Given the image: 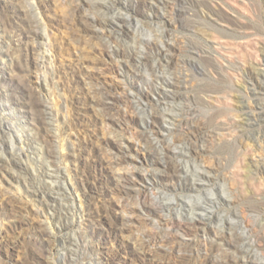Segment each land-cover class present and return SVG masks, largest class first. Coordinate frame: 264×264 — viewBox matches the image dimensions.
Returning <instances> with one entry per match:
<instances>
[{
	"label": "rangeland",
	"instance_id": "1",
	"mask_svg": "<svg viewBox=\"0 0 264 264\" xmlns=\"http://www.w3.org/2000/svg\"><path fill=\"white\" fill-rule=\"evenodd\" d=\"M151 1L0 0V264H174L138 236L184 216L183 207L139 208L210 189L230 201L208 203L196 225L245 231L241 247L261 235L264 214L251 208L264 193V136L240 119L243 105L264 106L246 76L264 67V0ZM183 2L201 21L184 33L173 13ZM187 41L203 52L189 53ZM155 71L187 76L179 93L191 120L224 124L198 157L215 181L197 191L169 175L178 160L158 163L148 144L171 137L157 116L166 87ZM104 91L113 103L101 101ZM181 235L193 247L202 240Z\"/></svg>",
	"mask_w": 264,
	"mask_h": 264
},
{
	"label": "bare ground",
	"instance_id": "2",
	"mask_svg": "<svg viewBox=\"0 0 264 264\" xmlns=\"http://www.w3.org/2000/svg\"><path fill=\"white\" fill-rule=\"evenodd\" d=\"M164 1L166 0H159L156 2L160 5L159 7H161V5L164 7ZM186 1H188L191 6L197 5L203 8V5L198 2H194L193 0ZM180 6V8L175 9L173 12L179 30L184 33L192 31L193 28H198L201 25V21L189 13L190 8L186 7L184 2ZM108 19H110V17ZM142 42L143 38L138 37L134 39L133 43L141 45ZM186 43L189 53L195 54L203 52V47L200 45L190 41ZM216 44L221 45L219 42ZM162 45L163 44H161V46ZM158 71H155L156 73L152 72L154 74L153 79L157 83H162L166 87V90L164 88V101H162L163 103L160 109H158L157 116L161 118L163 127L171 134V137L166 139L165 142L163 139V143L161 144L157 143L158 141L154 144L152 142L148 144L152 147L151 150L158 160V163L164 165V159L166 157L178 160L179 163H174L169 167V175L174 178L185 177L186 181L189 183V192L197 191L215 181L213 168H208L203 165L198 160V157L213 139L220 136L219 130L223 129L224 124L216 122L213 119L205 121L204 123H197L191 120L189 117L191 109L186 107L184 104L185 99L179 93V88L183 87V84L187 81V76L181 72L175 75L173 72L171 73V71L168 73ZM246 76L252 81L250 92L254 94L255 91H264V67L254 68L253 72L246 71ZM201 89L207 92L217 93L206 86L201 87ZM119 96H117V98ZM96 97V100H98V95ZM115 98L116 96L113 93L105 92L102 94L101 101L111 104L115 101ZM116 103L117 102H114L115 105ZM108 104L106 106L107 108ZM111 110L113 109L111 108ZM242 111L240 127L248 131L254 130L257 135L263 134L264 136V106L256 102L253 108L243 105ZM108 113L110 112L108 111ZM110 115L111 114L107 116ZM118 116L119 119L125 118L123 113ZM145 118H150V114H147ZM225 122V124H231L232 120ZM145 141H147V139ZM260 148L261 146L258 149ZM125 157L127 156H122L121 161H126ZM126 173L130 175L126 177V180L131 181L134 174L132 172ZM155 174L156 169L148 174L142 175L145 180H150L153 176L155 177ZM206 193V196L188 202H183L179 199L164 200L161 195L154 196V201L151 203L144 202L139 209L148 214L158 213L166 209L169 210L174 206V203H176L183 207L184 216L177 213L176 219L169 218L165 220L163 226H157L151 231L140 232L141 234H138V243L140 242L142 245H147V247L151 246L153 251H167L171 255L174 264H184L188 260H192L190 264H264V219H261L262 221L259 226L261 235L259 234L260 236L258 235L259 237L257 236L258 238L256 240L253 242L251 241L253 247H241L240 243L245 240V231L238 234L231 232L230 229L220 228L218 226L204 228L196 225L197 222L201 223L208 217V203H214V199L217 203L221 201H230L227 196L216 193L213 189L208 190ZM133 209L134 206H128L126 211L131 214L134 212ZM251 210L259 215L264 214V193L262 200L257 201L256 205L253 206ZM235 216L237 218L238 213H235ZM181 233L196 237L200 235L202 240L193 247L194 244H192V239L190 242L180 239L182 236Z\"/></svg>",
	"mask_w": 264,
	"mask_h": 264
}]
</instances>
